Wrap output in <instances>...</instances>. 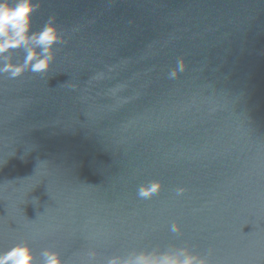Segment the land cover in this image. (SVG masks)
Here are the masks:
<instances>
[{
    "label": "water",
    "instance_id": "95a60500",
    "mask_svg": "<svg viewBox=\"0 0 264 264\" xmlns=\"http://www.w3.org/2000/svg\"><path fill=\"white\" fill-rule=\"evenodd\" d=\"M32 3L61 42L0 72V254L264 264V0Z\"/></svg>",
    "mask_w": 264,
    "mask_h": 264
},
{
    "label": "clouds",
    "instance_id": "9594fccd",
    "mask_svg": "<svg viewBox=\"0 0 264 264\" xmlns=\"http://www.w3.org/2000/svg\"><path fill=\"white\" fill-rule=\"evenodd\" d=\"M35 10L32 0H0V72L9 73L12 78L18 77L24 71L42 74L46 73L54 60L53 47L60 43L56 28L47 23L38 33L29 34L31 14ZM13 49H23L25 56L22 63H13L6 54ZM39 49V51H37ZM179 69L183 70L182 61H178ZM175 70L169 73L174 79ZM158 190V184H153L150 191L141 187L138 195L148 197ZM183 189L178 190V194ZM175 231V227L173 228ZM42 264H63L59 254L50 249L41 252ZM0 264H35L31 249L26 244H17L0 254ZM107 264H121L117 258L107 261ZM122 264H131L124 261ZM139 264V261L135 262ZM172 264H206L204 260L186 257L183 261H173Z\"/></svg>",
    "mask_w": 264,
    "mask_h": 264
}]
</instances>
